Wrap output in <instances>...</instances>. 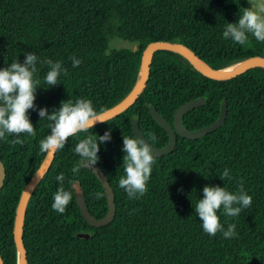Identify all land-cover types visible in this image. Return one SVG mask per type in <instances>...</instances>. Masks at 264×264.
<instances>
[{"label": "trees", "instance_id": "1", "mask_svg": "<svg viewBox=\"0 0 264 264\" xmlns=\"http://www.w3.org/2000/svg\"><path fill=\"white\" fill-rule=\"evenodd\" d=\"M246 0H0V69L23 63L27 53L38 57L41 85L34 104L49 114L62 101L78 98L92 101L98 113L121 100L133 86L139 59L147 43L157 40L189 47L215 69L248 57L264 56V42L249 35L246 45L224 39L228 23H236ZM135 44L107 52L113 38ZM82 63L72 66V59ZM59 61L58 84L45 87L49 66ZM203 97V104L185 112L182 124L197 129L212 123L225 103L224 122L197 139L177 135L168 153L155 157L147 192L129 199L119 188L124 175L123 136L135 138L132 119L155 147L167 144L166 132L149 113L152 106L172 123L182 103ZM28 116L35 135L22 133L23 145L0 139V161L4 179L0 189V258L16 264L12 226L20 192L45 153L40 141L50 134L47 119L30 109ZM111 131V141L100 145L101 169L112 189L115 213L103 226H90L76 204L82 196L87 210L96 218L107 209L102 186L86 167L72 173L80 157L75 145L88 135ZM149 133L155 134L151 141ZM225 168L232 180H221ZM65 175V190L73 199L64 214L51 207L60 186L56 176ZM243 182L252 205L236 217L218 210L226 231L235 224L236 236L225 239L222 232L210 236L195 213L203 187H225L236 193ZM103 196L97 200L95 193ZM86 233L88 238L77 237ZM22 241L27 264H264V69L254 67L228 80L209 79L195 71L185 59L169 51H156L143 91L133 104L87 133L69 137L56 151L25 208Z\"/></svg>", "mask_w": 264, "mask_h": 264}, {"label": "clouds", "instance_id": "2", "mask_svg": "<svg viewBox=\"0 0 264 264\" xmlns=\"http://www.w3.org/2000/svg\"><path fill=\"white\" fill-rule=\"evenodd\" d=\"M250 7L243 8L242 14L236 23H228L223 32L224 39L232 40L241 46L249 42V35L259 42H264V3L257 0H248ZM72 59V66L78 67L82 62ZM37 55L30 52L26 54L23 63L13 62L10 66L0 69V139L6 138V134L17 137L9 141L13 146L23 145L24 141L19 139L22 133L29 136L35 135V128L31 123L28 111H38L41 120L47 119L50 123L48 128L50 134L40 141V152L52 154L63 149L69 137L77 133H87L97 123L107 122L103 118V111L94 110L91 100L78 98L75 102L71 99L61 102L58 109L49 114L47 108H39L34 104L35 93L41 85L39 79L34 76L37 73ZM41 63L49 66L44 77V85L55 86L61 72L67 74V69L62 68L59 61L53 62L46 59ZM151 141L157 137L149 133ZM111 131H105L103 135H88L75 145L74 151L80 157L77 165L72 168V173L78 174L81 167H93L99 160L98 152L100 145L111 141ZM124 175L118 181L119 188L123 189L129 199H139L147 192V182L152 174V165L155 162L153 147L148 140L135 137L123 136ZM65 175L61 172L56 176L60 186L53 194L52 209L59 214H64L67 206L73 199L72 191L65 190ZM221 180L231 181L233 178L230 170L225 168L220 175ZM203 199H199L195 206V213L202 221V229L210 236H216L218 232L223 233L225 239L236 236L235 224H230L225 231L220 223L218 210L229 217L238 216L243 209L252 205V196L248 195L243 188V182L239 190L232 193L225 187L205 186L202 189ZM103 193H95L97 200L101 199Z\"/></svg>", "mask_w": 264, "mask_h": 264}, {"label": "water", "instance_id": "3", "mask_svg": "<svg viewBox=\"0 0 264 264\" xmlns=\"http://www.w3.org/2000/svg\"><path fill=\"white\" fill-rule=\"evenodd\" d=\"M160 50L169 51L178 54L183 59H185L186 62L195 71L213 80H228L254 67H260L264 69V56H260V55L251 56L238 63H235L238 65L230 70H225V68L229 66L215 69L211 67L209 64H207L203 59L199 58L189 47H187L184 44L177 42H170L166 40L151 41L146 44V46L143 48L141 52L136 80L133 86L131 87V89L121 100H119L117 103L110 106L109 108L103 110V118L106 121L122 113L131 104L135 102V100L138 98L140 93L145 88L153 54L156 51H160ZM203 101H204L203 97H199L180 104L174 111L172 123L166 121L152 106H148L150 115L156 121V123L166 132L168 136V142L166 145L162 147H155L151 145L153 147V154L156 157L164 155L173 149L176 143L177 135L181 136L182 138L197 139L205 135L206 133H209L214 129L218 128L224 122L226 109H225V103H222L220 106L219 115L216 118V120H214L212 123L197 129H188L184 127L182 124L183 114L193 108L201 106L203 104ZM131 124H132V131L134 136L144 138L141 132L139 131L136 118L132 119ZM54 154L55 153L44 154L38 167L32 173V175L27 180V182L24 184L20 192L15 208V214H14L13 226H12V239L16 254V264H27L26 251L22 241V226L25 215V208L31 193L33 192L34 188L39 183L43 175L46 173L48 167L50 166ZM87 169H89L95 175L97 180L100 182L106 199L107 209L102 217L96 218L93 215H91L87 210V207L85 205L82 196L79 195L76 197V204L79 208V211L83 219L86 221L88 225L94 227L103 226L109 223L113 219L115 213V205L113 203L112 189L107 181V178L105 177V175L97 165H94L93 167H87ZM4 175H5L4 167L2 162L0 161V189L4 179ZM76 236L88 238L89 235L86 233L84 234L77 233ZM0 264H2L1 258H0Z\"/></svg>", "mask_w": 264, "mask_h": 264}, {"label": "rangeland", "instance_id": "4", "mask_svg": "<svg viewBox=\"0 0 264 264\" xmlns=\"http://www.w3.org/2000/svg\"><path fill=\"white\" fill-rule=\"evenodd\" d=\"M246 1L248 3V0H246ZM257 3H264V0H257ZM248 5H249V3H248ZM249 7H250V5H249ZM125 47H130V48L134 49L135 44L132 42H128V41H125L123 39L115 37L109 42L107 52L112 50V49L125 48Z\"/></svg>", "mask_w": 264, "mask_h": 264}, {"label": "bare ground", "instance_id": "5", "mask_svg": "<svg viewBox=\"0 0 264 264\" xmlns=\"http://www.w3.org/2000/svg\"><path fill=\"white\" fill-rule=\"evenodd\" d=\"M237 65H238V64H233V65H231V66L225 68V70H230V69L234 68V67L237 66Z\"/></svg>", "mask_w": 264, "mask_h": 264}]
</instances>
